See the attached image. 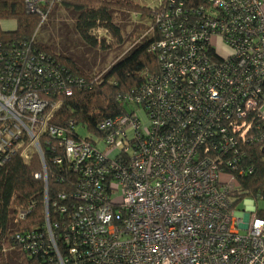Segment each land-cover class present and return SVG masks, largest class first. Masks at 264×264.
I'll list each match as a JSON object with an SVG mask.
<instances>
[{
    "label": "built area",
    "instance_id": "1",
    "mask_svg": "<svg viewBox=\"0 0 264 264\" xmlns=\"http://www.w3.org/2000/svg\"><path fill=\"white\" fill-rule=\"evenodd\" d=\"M40 3L48 0H27L28 11ZM210 7L190 39L164 46L191 40L202 49L209 40L226 63L206 64L205 75L185 66L198 55L179 73L167 65L165 77L152 79L146 92L152 117L137 110L103 121L102 146L48 123L47 102L29 89L30 70L43 73L44 54L17 49L0 65V165L17 151L26 160L38 151L48 186L40 143L47 133L59 143L55 160L81 175L65 252L49 229L55 264H264V207L251 198L233 202L238 181L217 164L220 150L228 153L247 139L249 114L264 111V1L209 0ZM23 134L30 138L26 146ZM216 143L222 146L217 157ZM46 213L50 226L48 207Z\"/></svg>",
    "mask_w": 264,
    "mask_h": 264
},
{
    "label": "trees",
    "instance_id": "2",
    "mask_svg": "<svg viewBox=\"0 0 264 264\" xmlns=\"http://www.w3.org/2000/svg\"><path fill=\"white\" fill-rule=\"evenodd\" d=\"M59 6L74 15V30L88 47L87 52L92 49L110 52L124 45L125 35L115 20V12L134 13L141 21L148 22V26L127 52L114 57L110 64L96 68L98 65L93 66L88 57H74L37 38L36 30L44 24L43 15L48 12L49 17ZM38 9L28 11L27 0H0V53L6 55L0 54V65L7 66L11 53L17 49L25 50L28 55L44 54L46 59L39 58L43 73H39V67L37 71L30 70L29 89H36L40 98L47 102L48 123L68 128V134L75 138H87L101 144L100 139L105 134L100 129L103 121L131 115L137 110L150 119L154 109L148 107L151 96L146 92L152 79L165 77L169 71L167 65L172 64V72L179 73L187 59H195L198 55L194 62L185 66L195 67V71L205 75L202 68L206 64L221 68L226 63L209 40L203 42L202 49L199 48L202 43L195 44L191 40L175 48L164 46L169 39L186 35L190 39L200 30L204 16L214 11L213 7L209 8V0H158L155 5L134 0H48V3H40ZM9 19L18 22L13 31L2 29L1 21ZM22 65L29 69L27 64ZM144 96L149 100L139 102L138 99ZM263 112L249 114L248 120L253 125L245 141L239 140L228 153L220 150L222 146L218 147L216 143L213 151L217 157L219 152L216 150H220L222 159L216 161L219 169L233 173L238 181L239 185L231 195L233 202L245 198L259 202L264 197ZM79 127H86L90 134L81 135ZM22 139L24 146L30 142L26 134ZM40 143L48 186L38 151H33L26 160L19 149L0 165V247L3 252L12 250L15 253L12 261L6 264H55L56 249L49 229L52 228L56 235L61 252H65L67 247L63 238L71 231L80 204L77 194L81 175L55 160L61 153L56 138L43 133ZM54 147L58 149L53 150ZM39 173L41 177L37 176Z\"/></svg>",
    "mask_w": 264,
    "mask_h": 264
},
{
    "label": "rangeland",
    "instance_id": "3",
    "mask_svg": "<svg viewBox=\"0 0 264 264\" xmlns=\"http://www.w3.org/2000/svg\"><path fill=\"white\" fill-rule=\"evenodd\" d=\"M134 1L146 5H155L158 2V0ZM114 17L116 22L121 25L126 40L121 48L111 50L110 52L93 49L87 52L88 47H86L85 43H83L74 30V15L66 11L62 6L51 11L41 29H39L40 27L37 28L36 35H38L37 38H42L51 43L55 48L59 49V51H65L67 54L77 58L86 59L88 57V59H91L93 66L98 65L95 67L102 68L106 64H110L117 55H123L127 52L133 42L144 35V31H146L148 26V22L141 21L134 13L118 11L115 12ZM1 26L5 31H13L18 27V22L16 19L2 20ZM86 52L88 54L84 55ZM79 130L80 134L83 136H88L90 134V131L86 127H79ZM101 145L103 144L101 143ZM116 195L120 197V193H116ZM255 205L259 208L264 207V201L257 202ZM14 256L15 253L12 250L3 252L0 247V264H6L8 261H12Z\"/></svg>",
    "mask_w": 264,
    "mask_h": 264
}]
</instances>
